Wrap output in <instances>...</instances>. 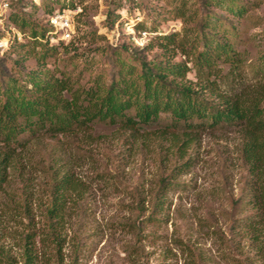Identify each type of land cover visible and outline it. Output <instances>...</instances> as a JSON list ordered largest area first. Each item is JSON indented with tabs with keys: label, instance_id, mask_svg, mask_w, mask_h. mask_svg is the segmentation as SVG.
I'll return each mask as SVG.
<instances>
[{
	"label": "rangeland",
	"instance_id": "obj_1",
	"mask_svg": "<svg viewBox=\"0 0 264 264\" xmlns=\"http://www.w3.org/2000/svg\"><path fill=\"white\" fill-rule=\"evenodd\" d=\"M204 1L0 0V264H264V209L251 204L242 128L95 119L112 84L136 79L144 62L187 63L176 83L216 104L204 84L227 96L264 85V0H245L240 15ZM207 12L241 60L228 81L214 38L207 80L180 50L201 38ZM57 13L69 17L67 40L52 26ZM170 34L180 49L165 54Z\"/></svg>",
	"mask_w": 264,
	"mask_h": 264
},
{
	"label": "trees",
	"instance_id": "obj_2",
	"mask_svg": "<svg viewBox=\"0 0 264 264\" xmlns=\"http://www.w3.org/2000/svg\"><path fill=\"white\" fill-rule=\"evenodd\" d=\"M219 1L228 4L226 10L231 14L240 15L248 10L249 3L245 0ZM211 4V0L203 2V5L208 8ZM212 17L215 16L209 12L201 17L202 36L201 38L196 36L189 49L182 48L181 44V49L179 46L170 48V45L176 42L174 38L177 36V34H170L163 37L167 41L163 50L165 54H172L179 48L182 55L187 58L194 54L193 66L199 80H207V77L214 73L211 71L214 60L212 52H214L217 59H222L223 63L230 66V70L221 76L224 81H228L234 78V72L241 65V60L238 54L233 52L230 39L224 34L221 40L216 38L215 32L218 31L217 27L210 22ZM178 18H183V15H178ZM216 18L221 22L223 20L222 17ZM207 38H214L217 43L212 52L208 47ZM201 39H204L205 43L203 48L198 50L197 43ZM195 52H197L196 55ZM259 60V64L264 65V54ZM186 64L171 63L170 60L163 61V59L161 62L141 63L136 79L130 78L126 81L121 79L123 86L117 89H115L116 84H112L110 92L103 99L102 110L104 111L95 116L96 122L136 128L158 123L164 119L167 122L166 128L182 130L183 133L212 131L224 124L242 128L248 140L246 158L251 164V173L255 176V180H249L251 204L255 208L264 209V85H259L258 89L253 88L250 93L243 92L227 96L218 91L214 94L215 88L213 89L212 84H204L201 88H205L206 92L213 91L212 94L218 98L217 104L212 103L204 98L202 89L193 88L190 83H181V85L176 83L175 80L184 79L189 72L190 68ZM114 89L116 94L112 92ZM131 109L135 110L134 115L127 113ZM49 112L48 110L43 116L47 118ZM74 117L78 118V115L75 114ZM90 118H93V115ZM182 165L184 166L185 163ZM181 169V166H177L174 171L181 174ZM166 180L164 179V182ZM156 200L153 210L161 212L163 201L158 198Z\"/></svg>",
	"mask_w": 264,
	"mask_h": 264
},
{
	"label": "built area",
	"instance_id": "obj_3",
	"mask_svg": "<svg viewBox=\"0 0 264 264\" xmlns=\"http://www.w3.org/2000/svg\"><path fill=\"white\" fill-rule=\"evenodd\" d=\"M51 20H52L51 21L52 26H54V27L57 26L59 28V30L61 31L60 35L62 37V40L69 39L70 38L69 31L71 30L69 17L66 16V14H64V13H57L56 15H54L51 18Z\"/></svg>",
	"mask_w": 264,
	"mask_h": 264
}]
</instances>
